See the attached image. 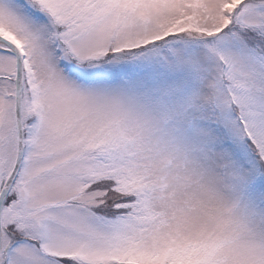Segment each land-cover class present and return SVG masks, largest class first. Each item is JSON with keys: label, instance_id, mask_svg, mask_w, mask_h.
Segmentation results:
<instances>
[{"label": "snow or ice", "instance_id": "snow-or-ice-1", "mask_svg": "<svg viewBox=\"0 0 264 264\" xmlns=\"http://www.w3.org/2000/svg\"><path fill=\"white\" fill-rule=\"evenodd\" d=\"M0 264H264V0H0Z\"/></svg>", "mask_w": 264, "mask_h": 264}]
</instances>
